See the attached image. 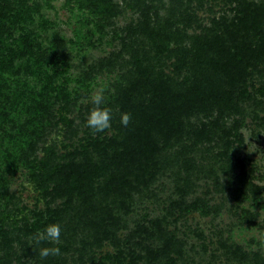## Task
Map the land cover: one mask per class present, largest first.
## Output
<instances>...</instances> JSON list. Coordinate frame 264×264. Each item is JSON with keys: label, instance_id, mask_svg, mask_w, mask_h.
<instances>
[{"label": "trees", "instance_id": "obj_1", "mask_svg": "<svg viewBox=\"0 0 264 264\" xmlns=\"http://www.w3.org/2000/svg\"><path fill=\"white\" fill-rule=\"evenodd\" d=\"M229 2L234 15H223L207 28L198 15L207 0H68L91 15L103 36L110 28L121 44L83 74L91 85L100 75L114 77L113 90L104 96V106L112 109L109 129L114 133L108 136V130L94 134L86 126L92 103L79 104L82 93L70 91L68 80L62 79L69 70L65 43L61 40L53 53L34 49L30 38L16 47L8 35L35 9L25 5L16 14L10 0H0V132L9 139L7 148H0V189L14 168L24 164L46 201V209L35 212L36 229L58 223L65 240L58 245L59 255L42 259L39 249L53 243H29L26 235L35 233V223L27 215L19 220L20 202L13 195V209L0 208V264H68L65 253L98 264L95 249L107 241L115 246L112 260L119 264H178V259L185 260L187 243L161 218L138 223L128 239L118 235L123 227L118 208L127 213L135 196L154 197L150 187L166 174L176 190L169 211L179 215L218 217L227 202L241 205L261 196L253 168L236 161L231 150L243 142L241 129L248 116L264 124V0ZM129 13L138 19L117 26V19ZM31 56L35 64L22 72L34 74L41 85L37 89H31L30 81L24 87L19 78L18 83L6 77L18 75L17 61ZM19 103L27 112L21 122L26 132L12 111ZM78 106L80 115L72 117ZM124 112L131 114L127 127L120 123ZM83 126V139L76 145ZM51 132L62 139L41 147ZM17 133L22 143L16 142ZM201 181L206 188L202 195ZM245 213L254 226L255 216ZM13 219L15 224L8 222ZM223 234L220 230L217 243L228 263L264 264L262 250L248 251ZM202 245L207 254L208 244ZM219 259L213 255L208 264Z\"/></svg>", "mask_w": 264, "mask_h": 264}, {"label": "rangeland", "instance_id": "obj_2", "mask_svg": "<svg viewBox=\"0 0 264 264\" xmlns=\"http://www.w3.org/2000/svg\"><path fill=\"white\" fill-rule=\"evenodd\" d=\"M10 2L12 4L11 12L16 14L20 13L25 5L32 6L35 9L28 20L16 23L15 26L13 25L12 34L8 35V38L16 43V47L23 45L22 40L24 38H30L35 45L34 49H39L38 51L41 53L52 50L51 53H53V50L60 44L61 40L65 43V51L68 55L67 58H69L67 61L69 70H67L62 79L68 80L70 91L82 93L79 104L84 103L86 105L91 102V97L96 91H102L103 95L106 96L107 93L113 90L111 86V82L114 81L113 76L100 75L92 85L91 79L90 81H83L85 79L83 77L84 72L88 71L93 64L121 48L120 42L115 37L113 38V31L110 28L106 30L108 36H103L102 33L95 29L91 15L88 12L79 10L77 7L70 6L68 0H10ZM233 7L234 4L230 3L229 0H207L204 8L198 11V15L200 19L204 20L205 26L209 28L215 20L223 15L233 16V11H231ZM133 19L136 21L138 17L130 13L124 14L117 19V26H124ZM173 45L175 46V44ZM47 55L52 56L53 54L48 53ZM55 56L58 61H65L61 56ZM49 59V56H46V61H49ZM33 64H35V58L32 56L28 61L27 59L17 61L16 68L19 69V74L12 75L7 73L6 77L14 82H18L17 78H19V82L24 87L30 81L32 84L30 86L31 89H35L37 86V88H41V85H38V82L34 80L35 76L33 73H31V76H27L25 72H22V68H28ZM167 70L171 72L172 68L169 66ZM81 73L82 76H80ZM59 80L57 81L59 82ZM85 85L89 87H85ZM29 92L31 93V90ZM79 109L80 107L78 106L73 111L72 117L80 115L78 113ZM12 111L14 115L16 114V117L20 118V127L24 130L21 122L26 121L27 112L23 109L22 104L19 103L16 109ZM260 116L264 117V113H261ZM81 122L82 120H76L77 124H81ZM113 130L108 129L106 135L109 136L114 133ZM77 132L79 134L74 142L79 145L84 136L85 126L81 130H77ZM241 133L243 142H236L231 154L236 161L244 160L247 169L251 170L253 168L254 184L262 187L259 198H250V200L241 205H239L238 201L227 202L228 207H225L223 213L218 217L204 216L200 212L179 215L169 211L170 200L176 198V190L172 178L166 174L150 187L154 197H149L146 194L141 198L135 196L133 208L127 213L126 210L118 208L116 216L123 219V227L119 229L118 233L119 237L122 240L128 239L127 236L136 229L138 223L161 218L165 227L174 233L179 240L187 243L185 246V260L181 261V259H178V264H208L213 255L220 258L216 264H231L226 261V257H224L217 243L220 230L221 233H224V237L230 238L232 242L241 244L246 250L257 251L260 249L264 252V124L260 125L258 122H254L250 115L246 118L245 126L241 129ZM16 136L18 138L16 142L22 143L23 138L18 133ZM57 136V132H51L44 140H41L40 146H46L62 139L61 137L57 139ZM4 138V132H0V148L2 151L9 145V139ZM69 143V141H66L65 144L68 145ZM38 154L40 157L43 155L42 151ZM28 173L29 169L24 164L14 168V172L11 173V176L9 175L7 185L3 188L4 191L8 190V193L0 192V208L13 209L14 204L13 201H10V197L15 195L19 199L20 210L17 214L19 220H21L23 215H27L29 223H35L33 226V231L36 230L35 233L32 231L33 233L26 235V239L31 244L36 242L33 239L36 234L42 232L41 229H36L38 220L35 212L45 210L46 201L37 192L36 186L30 180ZM6 177L7 175L4 176V178ZM202 183L203 181L199 183L200 188L198 189L201 195L206 192V188H202ZM3 189H0V191ZM147 193L149 194V191ZM216 197L219 198V196ZM60 203L61 201L57 202V204ZM232 205L234 208L229 210ZM246 211L255 216L256 223L254 226L248 224L244 218L247 215ZM15 221L16 219H13L8 222L15 224ZM211 241L214 243H211ZM59 243L64 244L65 240L60 239ZM59 243L53 244V247H58ZM203 243L208 244L207 254H203V251H201ZM113 246L111 242L107 241L101 248L95 249L98 264H119L117 261L112 260L116 253V248ZM65 256L68 264H92L90 261L81 262L77 255L73 253H65ZM32 261L33 263L35 262V260Z\"/></svg>", "mask_w": 264, "mask_h": 264}, {"label": "clouds", "instance_id": "obj_3", "mask_svg": "<svg viewBox=\"0 0 264 264\" xmlns=\"http://www.w3.org/2000/svg\"><path fill=\"white\" fill-rule=\"evenodd\" d=\"M91 108L86 126L90 128L93 133L105 132L111 127L112 121V109L105 105V97L102 91H96L91 97ZM131 122V114L124 112L121 114L120 123L127 127ZM61 237V226L58 223L48 224L44 231L38 232L35 239L39 244L42 241H48L49 243L58 244ZM60 254L59 247H42L39 249V256L44 259L49 256H57Z\"/></svg>", "mask_w": 264, "mask_h": 264}]
</instances>
